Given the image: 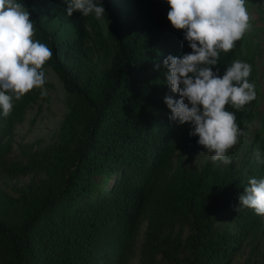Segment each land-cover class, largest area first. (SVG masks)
<instances>
[{
    "label": "trees",
    "instance_id": "1",
    "mask_svg": "<svg viewBox=\"0 0 264 264\" xmlns=\"http://www.w3.org/2000/svg\"><path fill=\"white\" fill-rule=\"evenodd\" d=\"M17 2L30 12L33 39L52 50L42 70L59 79L66 110L53 141L21 144L16 159L13 127L43 88L14 100L8 117L0 109V264H264L261 215L238 199L250 178L264 179V162L245 173L212 160L168 170L177 148L198 137L170 121L164 103L179 99L164 58L191 52L167 19V0H101L104 30L94 13L68 16V0ZM239 42L220 52L221 75ZM225 110L241 129L251 115Z\"/></svg>",
    "mask_w": 264,
    "mask_h": 264
},
{
    "label": "clouds",
    "instance_id": "2",
    "mask_svg": "<svg viewBox=\"0 0 264 264\" xmlns=\"http://www.w3.org/2000/svg\"><path fill=\"white\" fill-rule=\"evenodd\" d=\"M167 19L174 29L184 31L191 52L179 57L171 54L163 60L166 81L173 95H165L164 103L171 112L170 121L189 123L188 135L197 136L198 145L212 153L215 163H231L227 155L244 132L236 123L231 104L237 110L256 99V85L249 82L252 66L234 61L221 75L217 63L220 52H229L245 33L251 30L247 0H167ZM91 13L96 18L105 14L101 0H68L66 14ZM36 33L30 12L17 0H0V109L4 117L11 115L13 101H19L34 88H43L44 64L52 50L33 39ZM215 69V71H214ZM46 95V90L41 96ZM256 162L262 154L256 150ZM239 206L264 215V179L250 178L239 195Z\"/></svg>",
    "mask_w": 264,
    "mask_h": 264
},
{
    "label": "rangeland",
    "instance_id": "3",
    "mask_svg": "<svg viewBox=\"0 0 264 264\" xmlns=\"http://www.w3.org/2000/svg\"><path fill=\"white\" fill-rule=\"evenodd\" d=\"M247 9L251 16L252 27L240 40L234 61L240 60L252 66V73L248 79L249 82L255 83L257 96L255 100L245 106L251 115L242 128L244 134L239 137L238 143L227 153L231 158L230 164L237 169H242L244 173L247 172L250 165L257 169L262 163L256 162V150L261 152V159L264 160V0H247ZM98 19L104 30L101 17ZM43 71L45 83L49 84L42 89V91L46 90V95L38 97L28 105L22 121L16 124L12 130L13 148L11 155L16 159L19 158L18 146L21 144H32V148H40L53 141L58 123L66 110L59 79L49 68H45ZM197 140L198 138L184 142L183 149L177 148L168 170H172L177 163H182L188 167H199L204 161L212 160V153L198 145ZM215 164L220 168L225 166L221 161H216ZM27 179L28 176L26 175L17 181H9V183L21 184ZM261 218L262 228H264V215H261ZM145 221V219H141L137 225L136 246L142 239ZM255 241L264 245V235ZM241 248L240 258L242 259L246 255L249 245H243ZM128 264H136V259L133 257Z\"/></svg>",
    "mask_w": 264,
    "mask_h": 264
}]
</instances>
